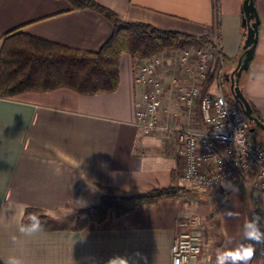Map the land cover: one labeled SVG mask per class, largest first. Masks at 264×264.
Returning a JSON list of instances; mask_svg holds the SVG:
<instances>
[{"label":"crops","instance_id":"crops-1","mask_svg":"<svg viewBox=\"0 0 264 264\" xmlns=\"http://www.w3.org/2000/svg\"><path fill=\"white\" fill-rule=\"evenodd\" d=\"M124 22H145L197 37L183 45L212 51L214 68L224 59V73L236 64L247 33L244 0H97ZM259 38L241 88L264 121V0H257ZM19 30L69 47L99 50L112 36L114 23L93 8L76 9L69 0H0V53L4 37ZM212 42H202L200 37ZM198 47V48H197ZM135 58L119 59V85L112 92L83 94L69 88L0 96V264H171V247L181 217L200 216L195 230L208 249L190 264H233L229 252L251 247L258 223L250 209V182L221 188L203 198L161 199L131 213L109 212L103 224L82 230H30L28 208L65 221L83 207L99 205L105 195L142 194L172 183L183 170L170 141L142 134L136 125ZM178 61L173 73L180 75ZM180 64V63H179ZM185 74V73H183ZM181 76V75H180ZM182 77V76H181ZM212 74L210 75V78ZM218 80L213 76L211 90ZM172 91L163 103V118L196 124ZM196 196V194H195ZM203 199V200H202ZM251 225V227H249Z\"/></svg>","mask_w":264,"mask_h":264},{"label":"built area","instance_id":"built-area-1","mask_svg":"<svg viewBox=\"0 0 264 264\" xmlns=\"http://www.w3.org/2000/svg\"><path fill=\"white\" fill-rule=\"evenodd\" d=\"M211 53L205 48L196 50L197 69L189 65L193 51L188 49L135 58L133 75L140 93L136 99V125L142 134L159 135L170 141L183 163L178 182L192 193L214 195L246 178L254 180L253 192L263 203L264 142L250 140L249 119L240 107L229 102L221 80L225 65L222 56L218 60L221 68L214 74L217 87L211 90ZM175 61L188 64L187 71H180L182 77L172 72ZM172 91L188 116L200 110V121L179 124L164 120L163 103ZM200 225L197 213L180 218L171 247V264H190L208 249L195 235ZM258 229L264 234V211ZM252 264H264V238L258 241Z\"/></svg>","mask_w":264,"mask_h":264},{"label":"trees","instance_id":"trees-1","mask_svg":"<svg viewBox=\"0 0 264 264\" xmlns=\"http://www.w3.org/2000/svg\"><path fill=\"white\" fill-rule=\"evenodd\" d=\"M69 1L76 9L93 8L109 18L115 26L112 36L99 50L94 51L69 47L19 30L8 33L4 37L0 53V96L11 97L27 91L44 92L58 88H69L83 94L112 92L119 85V59L123 53H129L134 58H149L180 48L184 41L197 38L145 22H124L115 11L97 0ZM256 2L257 0H254L255 6ZM199 40L212 42L208 36L200 37ZM244 52L242 47L241 54L236 60L237 64ZM253 58L254 54L240 83L243 82ZM220 68L219 62L215 63L209 83ZM225 92L231 105L240 107L231 91L225 89ZM249 104L252 115L263 121L253 103L249 101ZM253 126L255 124H250L249 137L253 141H260L258 137L260 130L256 128L251 131ZM187 193L192 192L179 184L173 172L172 183L167 187L154 188L142 194L129 196L105 195L99 205L83 207L65 221L51 217L39 209L28 208L26 216L29 218L25 223H33L31 217L36 216L40 224L49 229L82 230L91 222L103 224L111 210H114L117 216H121L145 205L156 204L161 199L179 197Z\"/></svg>","mask_w":264,"mask_h":264},{"label":"water","instance_id":"water-1","mask_svg":"<svg viewBox=\"0 0 264 264\" xmlns=\"http://www.w3.org/2000/svg\"><path fill=\"white\" fill-rule=\"evenodd\" d=\"M243 10L247 18V33L243 44L245 52L240 57L239 62L233 71L225 73V79L228 83H230V91L236 102L240 105L244 114L249 119L250 124H255V126L251 128V131L256 128L261 130L264 141V121L252 115L249 101L242 92L240 83L241 77L247 69L249 61L257 46L260 18L257 6L254 4V0H244ZM193 194L195 195L196 193L193 192Z\"/></svg>","mask_w":264,"mask_h":264},{"label":"rangeland","instance_id":"rangeland-1","mask_svg":"<svg viewBox=\"0 0 264 264\" xmlns=\"http://www.w3.org/2000/svg\"><path fill=\"white\" fill-rule=\"evenodd\" d=\"M245 19H246V22H247V18H246V15H245ZM180 48H182V49H188V50H191V51H193V61H191V62H189V65H190V67L192 68V69H197V61L196 60H194V59H197V54H196V50L197 49H195V47L194 46H190V45H183L182 47H180ZM198 48V47H197ZM200 48H203V47H200ZM199 49V48H198ZM233 63L234 64H237V61H236V63H235V61H229V60H226V64L227 65H233ZM177 64V67L178 68H180V70H182L183 69V71H187L186 70V68H187V65H182V64H179V62H177L176 63ZM184 67H185V69H184ZM231 71V70H230ZM222 82H223V84H225V85H223L224 86V89H227V91H230L229 89V83H226V81L224 80V78H223V80H222ZM259 140L260 141H262V142H264L263 141V137H262V132H261V130L259 131ZM250 140H251V137H250ZM251 141H253V140H251ZM247 180H249V182H250V184H249V186H252L251 187V190H250V196H249V202H250V209H251V211H252V213H253V215L255 216V218H256V221H257V223L260 221V219L262 218V216H263V211H264V207H262V206H264V202L262 203L260 200H259V198L255 195V193L253 192V181L254 180H252V179H247ZM192 193H187V195L189 196V197H192V195H191ZM203 195H201V196H198V195H194V198H203L202 197ZM203 200V199H202Z\"/></svg>","mask_w":264,"mask_h":264},{"label":"clouds","instance_id":"clouds-1","mask_svg":"<svg viewBox=\"0 0 264 264\" xmlns=\"http://www.w3.org/2000/svg\"><path fill=\"white\" fill-rule=\"evenodd\" d=\"M31 220L33 221V223H31L28 226V228L34 231L40 227V221H39V218H37L36 216H32ZM249 227H251V225H249ZM248 235L250 238L255 239L257 241L264 238V234L260 233L255 228H252V230L249 232ZM253 254H254V249L251 247H248L242 250L229 252L227 255L231 257L233 264H236L237 261H241V260L247 261L248 259L252 257ZM224 259H225V256H220L218 258V264H223ZM110 264H128V261L123 258H115L110 261Z\"/></svg>","mask_w":264,"mask_h":264},{"label":"flooded vegetation","instance_id":"flooded-vegetation-1","mask_svg":"<svg viewBox=\"0 0 264 264\" xmlns=\"http://www.w3.org/2000/svg\"><path fill=\"white\" fill-rule=\"evenodd\" d=\"M225 73H227V72H225ZM224 79H225V74H224ZM225 81H226V79H225ZM228 83V82H227ZM229 87H230V83H229ZM263 137V136H262Z\"/></svg>","mask_w":264,"mask_h":264}]
</instances>
